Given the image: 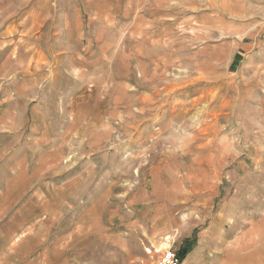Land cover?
<instances>
[{
  "label": "rangeland",
  "instance_id": "374dc122",
  "mask_svg": "<svg viewBox=\"0 0 264 264\" xmlns=\"http://www.w3.org/2000/svg\"><path fill=\"white\" fill-rule=\"evenodd\" d=\"M3 145L131 252L178 236L107 264H264V0H0Z\"/></svg>",
  "mask_w": 264,
  "mask_h": 264
},
{
  "label": "crops",
  "instance_id": "0c3cea01",
  "mask_svg": "<svg viewBox=\"0 0 264 264\" xmlns=\"http://www.w3.org/2000/svg\"><path fill=\"white\" fill-rule=\"evenodd\" d=\"M73 73L76 77L81 76L76 68ZM10 151V145L0 148V165L4 166V172L12 171L14 166L20 172L15 179L7 178L11 176L10 172L8 176H0V264H107L109 260L118 261L124 257L146 260L147 252H131L124 247L122 216L116 217L115 224L109 227L107 216L97 213V206L90 207L81 213L84 219L80 225L75 221V210L70 205L76 199L66 191H59L63 187L59 178L23 182L20 178L26 177L30 168L36 171L38 165H33V159H30L23 165L16 163L13 166ZM23 171L26 174L21 173ZM48 185L52 189H48ZM19 187H31L33 190L17 197L15 194ZM92 215L96 216L94 221L91 220ZM86 217L89 219L87 222ZM143 223L138 222V229L139 243L150 245V248L145 247V251L153 249L167 236L178 237L176 233L168 235L166 227L148 230V224ZM109 245L115 248L109 251ZM148 256L154 258L150 254Z\"/></svg>",
  "mask_w": 264,
  "mask_h": 264
},
{
  "label": "bare ground",
  "instance_id": "6f19581e",
  "mask_svg": "<svg viewBox=\"0 0 264 264\" xmlns=\"http://www.w3.org/2000/svg\"><path fill=\"white\" fill-rule=\"evenodd\" d=\"M221 150L226 152H230L232 146L228 141H222L220 144ZM174 243V238L171 236H167L164 240L159 242V244L154 245L153 249H148L147 253L150 254L152 257L155 255H161V258H164L168 252L171 250L172 245Z\"/></svg>",
  "mask_w": 264,
  "mask_h": 264
},
{
  "label": "trees",
  "instance_id": "16d2710c",
  "mask_svg": "<svg viewBox=\"0 0 264 264\" xmlns=\"http://www.w3.org/2000/svg\"><path fill=\"white\" fill-rule=\"evenodd\" d=\"M190 247L191 246H186L182 251H181V254H180V257H181V259H184L185 258V256H186V254H187V252H188V249H190Z\"/></svg>",
  "mask_w": 264,
  "mask_h": 264
},
{
  "label": "built area",
  "instance_id": "2783aa9c",
  "mask_svg": "<svg viewBox=\"0 0 264 264\" xmlns=\"http://www.w3.org/2000/svg\"><path fill=\"white\" fill-rule=\"evenodd\" d=\"M175 258V256H172L166 264H178V261Z\"/></svg>",
  "mask_w": 264,
  "mask_h": 264
}]
</instances>
